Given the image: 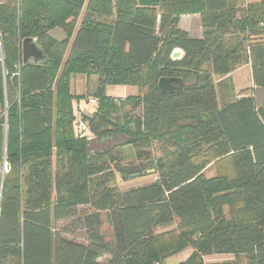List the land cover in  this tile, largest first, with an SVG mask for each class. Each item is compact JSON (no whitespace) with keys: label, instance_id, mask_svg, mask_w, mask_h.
I'll list each match as a JSON object with an SVG mask.
<instances>
[{"label":"trees","instance_id":"trees-1","mask_svg":"<svg viewBox=\"0 0 264 264\" xmlns=\"http://www.w3.org/2000/svg\"><path fill=\"white\" fill-rule=\"evenodd\" d=\"M188 14L199 15L201 37L179 27ZM54 27L68 40L49 38ZM27 37L43 48L42 62L23 64ZM245 64L253 86L264 87V0H0V161L9 165L0 186V264H164L186 247L192 253L175 264H205L213 254L233 258L206 264H243L241 256L264 264V103L245 95L219 107L212 82ZM76 74L98 76L97 103L80 117ZM160 77L194 81L162 93ZM115 85L136 92L105 93ZM79 119L88 135H77ZM185 121L193 122L179 125ZM112 134L131 138L145 159L140 171L155 169V181L116 186L115 173L130 175L121 146L85 149L88 136ZM210 163L223 171L205 176ZM76 216L86 243L52 227Z\"/></svg>","mask_w":264,"mask_h":264},{"label":"rangeland","instance_id":"rangeland-1","mask_svg":"<svg viewBox=\"0 0 264 264\" xmlns=\"http://www.w3.org/2000/svg\"><path fill=\"white\" fill-rule=\"evenodd\" d=\"M258 0H244L245 3L255 2ZM85 14V7H83L80 16L77 19V26L79 25L82 17ZM193 15V14H190ZM198 15V14H196ZM182 16V15H181ZM179 17L178 25L179 27L185 26L190 30L192 36L201 37L202 36V27L199 21H197V17L183 18ZM199 16V15H198ZM99 20L104 22L112 21V18H106L102 16H98ZM181 25V26H180ZM74 37V33L71 35L68 44L64 48L65 56L68 54L71 46V41ZM180 50L181 56L183 54L182 50ZM205 69L210 71V65H205ZM98 76L94 75L87 79V77L83 74H76L71 77V91L73 94L78 95V97L74 98L72 101V106L75 114L80 117L82 112H91L93 110V105L89 103V99L93 100L97 103V98H93L91 95L97 88ZM194 78L186 79L183 81V84L193 82ZM212 82L216 85V97L217 103L219 107L226 105L229 101L234 98H238L241 92L244 94L250 93L253 95V83L251 79V69L249 65H243L238 67L235 71H233L229 77H223L220 75H213ZM136 92V87L134 86H125V85H115V86H106L105 93L111 95L115 98H126L127 96H133ZM91 95L86 99V95ZM84 95V96H80ZM125 102V101H124ZM94 104V103H93ZM123 111L130 112V107L128 102L125 103L123 107ZM140 110H136V114H139ZM86 135H88V129L86 130ZM148 150V149H147ZM120 155L122 154L123 161V169L126 172H130V175H127V178H123L121 174L115 173V181L116 186L120 190H128L132 187L143 186L152 183L157 178V173L151 169H143L140 171L141 167L145 164V159H138L135 154V147L129 143L122 145L119 149ZM155 152V151H154ZM205 170V176L210 177L215 174V172L223 171L221 166L217 167L210 163ZM149 170V171H148ZM54 195V193H53ZM52 227L61 232V234L75 242L86 243V235L85 230L82 226V221L79 219V216L71 217L63 220H53ZM173 227V225H167L164 227H158L156 231H162ZM192 253V249L190 247H186L185 249L174 253L169 256V259H165L164 264H172L178 263L180 261L186 260L190 254ZM108 257L100 258V261L107 260ZM233 256L231 254H213L209 256H205L203 258L204 263L206 264L208 261L214 260H226L231 259ZM243 261V264H246V260L244 256L240 257Z\"/></svg>","mask_w":264,"mask_h":264},{"label":"water","instance_id":"water-1","mask_svg":"<svg viewBox=\"0 0 264 264\" xmlns=\"http://www.w3.org/2000/svg\"><path fill=\"white\" fill-rule=\"evenodd\" d=\"M46 35L53 39L56 42L62 43L68 40V33L60 28L54 27L51 30L47 31ZM21 56L23 64L28 62H42L44 59V50L37 43L36 38L27 37L22 40L21 43ZM172 59H178L181 57V53L178 50H174L171 54ZM176 83V84H175ZM157 86L162 93L180 91L183 88V80L177 77H160L157 82ZM241 95L239 97H244ZM253 97L256 103V106L259 107L264 103V87L263 86H254L253 87ZM193 121L181 122L179 125H188ZM131 138L124 134H112L106 137H96L88 136L86 138V152L87 154L103 153L108 152L115 147L122 146L126 143H129ZM154 171V169H152ZM149 171V170H148ZM152 264H159L154 262Z\"/></svg>","mask_w":264,"mask_h":264},{"label":"built area","instance_id":"built-area-1","mask_svg":"<svg viewBox=\"0 0 264 264\" xmlns=\"http://www.w3.org/2000/svg\"><path fill=\"white\" fill-rule=\"evenodd\" d=\"M90 102L94 103L93 100H90ZM87 129H88L87 122L82 119H79L77 123V130H76L77 135L79 137L85 136ZM8 169H9V165L7 161L5 160V157H3L2 160L0 161V186L2 184L5 173L8 172Z\"/></svg>","mask_w":264,"mask_h":264},{"label":"crops","instance_id":"crops-1","mask_svg":"<svg viewBox=\"0 0 264 264\" xmlns=\"http://www.w3.org/2000/svg\"><path fill=\"white\" fill-rule=\"evenodd\" d=\"M191 16H192V17H197L196 19H197V21H199V16L196 15V14H193V15H190V14H188V15H182V16H181V19H183V18H190ZM180 26H181V25H180ZM181 28L190 32V30H189L188 28H186L185 26H181ZM190 34H191V33H190ZM175 50L180 51L179 49H175ZM246 65H249V64H246ZM241 66H243V65H241ZM249 66H250V65H249ZM235 70H236V69H235ZM235 70H234V71H235ZM231 73H232V72H231ZM231 73H230V74H231ZM230 74L225 75L224 77H229ZM244 95H251V94H250V93H247V94H244ZM89 103L93 104L92 102H90V99H89ZM204 257H205V256H204ZM204 257H203V258H204ZM167 259H169V258H167ZM172 264H175V263H172Z\"/></svg>","mask_w":264,"mask_h":264},{"label":"flooded vegetation","instance_id":"flooded-vegetation-1","mask_svg":"<svg viewBox=\"0 0 264 264\" xmlns=\"http://www.w3.org/2000/svg\"><path fill=\"white\" fill-rule=\"evenodd\" d=\"M176 84V83H175Z\"/></svg>","mask_w":264,"mask_h":264}]
</instances>
